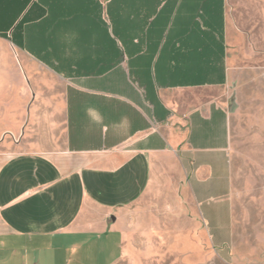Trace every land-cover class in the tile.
<instances>
[{
  "label": "crops",
  "instance_id": "crops-1",
  "mask_svg": "<svg viewBox=\"0 0 264 264\" xmlns=\"http://www.w3.org/2000/svg\"><path fill=\"white\" fill-rule=\"evenodd\" d=\"M236 41L264 48V0H0V264L226 249Z\"/></svg>",
  "mask_w": 264,
  "mask_h": 264
},
{
  "label": "rangeland",
  "instance_id": "rangeland-1",
  "mask_svg": "<svg viewBox=\"0 0 264 264\" xmlns=\"http://www.w3.org/2000/svg\"><path fill=\"white\" fill-rule=\"evenodd\" d=\"M38 79L43 96L49 98L52 86L58 91L50 75ZM218 97L229 114L232 236L226 249L208 260L199 256L196 264L264 263V48L235 42L230 81Z\"/></svg>",
  "mask_w": 264,
  "mask_h": 264
},
{
  "label": "built area",
  "instance_id": "built-area-1",
  "mask_svg": "<svg viewBox=\"0 0 264 264\" xmlns=\"http://www.w3.org/2000/svg\"><path fill=\"white\" fill-rule=\"evenodd\" d=\"M101 5H104L108 2V0H98Z\"/></svg>",
  "mask_w": 264,
  "mask_h": 264
}]
</instances>
